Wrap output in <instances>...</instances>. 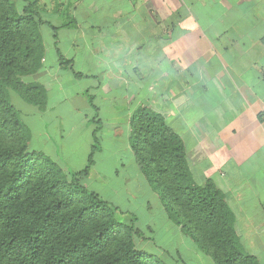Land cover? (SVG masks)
<instances>
[{
    "label": "crops",
    "instance_id": "1",
    "mask_svg": "<svg viewBox=\"0 0 264 264\" xmlns=\"http://www.w3.org/2000/svg\"><path fill=\"white\" fill-rule=\"evenodd\" d=\"M32 1L37 13L58 19L65 9L69 20L42 18L51 38L26 80L44 87L46 101L16 106L29 147L78 172L95 146L82 181L89 190L115 207L110 198L127 201L144 188L156 198L129 140L132 113L148 107L181 137L194 181L210 180L224 194L241 246L264 264V0ZM223 111L229 121L216 127ZM161 217L178 248L185 235L166 211Z\"/></svg>",
    "mask_w": 264,
    "mask_h": 264
},
{
    "label": "trees",
    "instance_id": "2",
    "mask_svg": "<svg viewBox=\"0 0 264 264\" xmlns=\"http://www.w3.org/2000/svg\"><path fill=\"white\" fill-rule=\"evenodd\" d=\"M23 1L18 10L0 0V264H167L137 247L146 236L134 220H119L118 209L83 184L95 146L78 172L30 149L10 93L44 106V87L26 79L42 64L40 25L52 26L33 1ZM129 140L169 219L213 264H259L241 246L224 194L212 181L192 178L183 141L161 114L137 108Z\"/></svg>",
    "mask_w": 264,
    "mask_h": 264
},
{
    "label": "rangeland",
    "instance_id": "3",
    "mask_svg": "<svg viewBox=\"0 0 264 264\" xmlns=\"http://www.w3.org/2000/svg\"><path fill=\"white\" fill-rule=\"evenodd\" d=\"M13 2L15 3V6L18 10L22 9V7L25 5L23 0H16ZM59 7L62 8L61 5ZM38 13L40 14L39 16L41 18L45 17L47 21L53 24L62 23V22L69 20L68 13L66 15L65 9L58 12L62 15V17L58 19H53V17H50V15L48 16L47 12H44V11L42 12L39 11ZM50 29L51 28H49L45 24L40 25V33L45 43L48 42L49 39L51 38L52 32L50 31ZM53 50L54 49L47 50L48 52L51 53V57L54 53ZM66 52L68 54H71L73 50L70 49ZM80 68H83V67H81L80 65H75L73 67V69L76 71L79 70ZM19 99L21 98L18 95L10 93V101L15 106H17ZM226 114L224 111L222 113L217 114V119L215 120L216 127H220L224 124L225 121H229V119L227 118L229 117V115L227 114L226 116ZM75 124H77V121L75 122ZM235 134H236V137L239 136L238 132H236ZM240 137H241V134H240ZM193 153L194 151H192L191 154H189V156L192 155ZM107 164L110 170L114 167L113 163H107ZM91 178L96 181L97 183L95 184L96 187L100 186V184L102 183L101 179L99 180V177H97L95 174H93ZM146 182L148 181L146 180ZM105 194L104 196H106ZM110 199H111L110 202H112L114 205L116 204V208L118 207L117 209L120 213L119 220L123 222H129L128 219L133 217L137 223L136 227L141 229L144 235L147 234L149 237L152 236L151 240H141L140 238H137L136 245L140 250H143L145 252L152 254L153 256L159 258L160 260H162L164 263L166 262L167 264H174V263L175 264H208L206 263V260L200 261L202 259H199V256L202 254L200 253L198 254L193 251L194 249L192 246L193 244L189 242L190 241L189 238L184 234L182 230H181L182 234L185 235V238H183L184 241L182 242V244L180 242V246L177 248L180 239L173 232L166 231L167 227L165 226V224L164 226L162 225V221H163L162 219H164V217H161V216L163 215V211H166L164 209V206L162 205L159 197L156 196L155 198L153 195H151V193L148 192L146 188H144L142 193H139V194L136 193L134 194L133 198L132 197L129 198L130 201L129 200L126 201V199L123 196L121 197L119 195H116L114 196V198H110ZM147 200L150 201V203L147 202V204H149L150 206L148 210H146L147 208H145L146 205L144 203ZM124 208L128 210L129 215L127 216L122 215V211L124 210ZM153 217L154 219H152ZM148 219L152 221V224L150 226L146 225L147 226L146 227L144 223ZM149 227L153 230L152 234L149 231H147V228ZM182 260H184L185 262L183 263Z\"/></svg>",
    "mask_w": 264,
    "mask_h": 264
}]
</instances>
